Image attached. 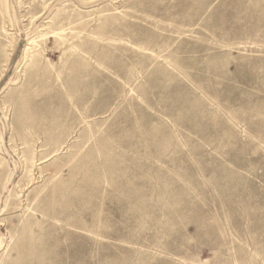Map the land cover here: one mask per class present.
<instances>
[{"label":"rangeland","instance_id":"obj_1","mask_svg":"<svg viewBox=\"0 0 264 264\" xmlns=\"http://www.w3.org/2000/svg\"><path fill=\"white\" fill-rule=\"evenodd\" d=\"M0 264H264V0H0Z\"/></svg>","mask_w":264,"mask_h":264}]
</instances>
